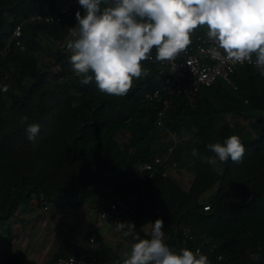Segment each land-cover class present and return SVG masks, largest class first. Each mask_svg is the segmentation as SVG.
I'll return each instance as SVG.
<instances>
[{
	"label": "trees",
	"instance_id": "obj_1",
	"mask_svg": "<svg viewBox=\"0 0 264 264\" xmlns=\"http://www.w3.org/2000/svg\"><path fill=\"white\" fill-rule=\"evenodd\" d=\"M68 1L0 0V86H9L0 90V226L20 205L31 206V199L43 207L71 199L96 204L108 195L129 205L127 215L142 239L150 238L145 227L161 218L165 243L173 251L195 247L182 235L188 228L203 237L211 264H264V76L253 64L241 66L232 75L235 87L218 80L201 88L193 102L173 98L159 125L162 103L145 100L157 85L156 63L142 62L148 75L134 79L126 96L101 93L94 82H80L69 63L70 50L62 47L83 8L72 4L71 15L61 21L30 20L54 14ZM20 23L26 51L11 41ZM204 31L194 30L192 43ZM240 116L249 123L239 122ZM29 124L40 126L35 146L27 139ZM231 135L245 146L234 170L244 174L224 185L233 162L217 170L205 162L213 155L206 145ZM170 148L178 168L181 160L190 167L188 183L171 172V158L167 176L160 172L143 180L142 166ZM12 167L16 180L4 186L1 180ZM208 204L211 210L204 211ZM106 206L93 208L99 213ZM80 249L65 242L57 258ZM96 253L102 262L97 237ZM1 264L33 263L16 258Z\"/></svg>",
	"mask_w": 264,
	"mask_h": 264
},
{
	"label": "clouds",
	"instance_id": "obj_2",
	"mask_svg": "<svg viewBox=\"0 0 264 264\" xmlns=\"http://www.w3.org/2000/svg\"><path fill=\"white\" fill-rule=\"evenodd\" d=\"M74 39L66 47L69 63L82 84L95 83L110 96H126L133 80L147 76L143 61L173 63L192 43L191 34L206 27L211 47L208 54L221 63L253 64L264 76V0H78ZM105 5L103 8L101 5ZM253 57L255 61L253 63ZM8 85L0 86L3 92ZM22 116L20 122L26 123ZM27 139L35 146L38 124H29ZM213 155L205 162H242L245 146L237 135L223 143L206 145ZM192 155L199 156L193 148ZM164 221L151 223L150 238L142 239L133 222L117 221L115 231L131 237L130 250L121 253L122 264H210L200 252L182 248L173 251L164 240Z\"/></svg>",
	"mask_w": 264,
	"mask_h": 264
},
{
	"label": "built area",
	"instance_id": "obj_3",
	"mask_svg": "<svg viewBox=\"0 0 264 264\" xmlns=\"http://www.w3.org/2000/svg\"><path fill=\"white\" fill-rule=\"evenodd\" d=\"M73 2L69 0L54 14L37 15L32 17V21L54 22L61 21L64 16L71 15V6ZM11 41L19 46L22 51H26L25 41L23 39V23L17 25L13 31ZM10 41V42H11ZM211 43L207 39V29L198 38V40L181 53L173 63L157 62L155 56L153 61L157 65V85L147 93L146 103L152 104L159 101L162 103V109L159 112L158 124L162 125V117L169 109L173 98L185 97L191 102L194 101L196 95L203 87H209L218 80H224L231 86L235 87L232 81V75L241 66L249 64L243 63H221L219 60L212 58L207 49L211 47ZM255 57H253V63ZM173 148L165 154L159 155L151 163H146L142 166L143 180H150L157 176L160 172L163 176L169 174V169L166 167L171 158ZM129 205L119 199L110 202L107 206L100 210L98 214L99 222H110L116 228L117 220L121 222H130V216L127 215ZM210 204L204 206V211H210ZM182 235L185 239L193 240L195 247L193 251L199 249L200 252L206 255L212 263V259L204 253V242L202 236L193 234L188 228L182 229ZM220 259V258H219ZM48 264H102L96 253V234L89 236L87 242L81 247L77 254L67 257L57 258Z\"/></svg>",
	"mask_w": 264,
	"mask_h": 264
},
{
	"label": "crops",
	"instance_id": "obj_4",
	"mask_svg": "<svg viewBox=\"0 0 264 264\" xmlns=\"http://www.w3.org/2000/svg\"><path fill=\"white\" fill-rule=\"evenodd\" d=\"M71 1L75 7L82 8L78 0ZM202 28L206 29V27ZM240 117H238L239 122H241ZM186 139L189 141L193 140L192 135H188ZM179 157L181 158L182 154L179 155ZM177 158V155H172L170 170L176 175L179 181L186 184L188 183L187 181L191 169L188 166H183V160H181V165L178 168ZM214 167L221 171L223 169V163L218 161ZM105 196L102 195L100 197L103 198ZM30 202L32 203L31 206L20 205L14 216L5 224V229H3L2 232H4L6 236L3 239L4 251L3 256L0 258V264L4 260L16 258L28 260L33 264H48L57 259V254L63 243L68 242L76 248H81L92 234H96L97 247L101 254L102 264H122L121 253L130 250L132 242L128 237L123 236V233L116 232L114 224L110 222L100 223L98 216L95 220L90 219L89 222H85V224L83 226L80 225V227L78 226V221L74 223L71 218L69 222L64 220V223L61 220L55 222V219L60 218L59 214L68 211H75V214L84 217V212L90 211L92 208V200L82 202V208H80V210L83 212H79L77 208H72L73 206H70L71 204L68 201H57L58 205L53 210H51L50 205L43 206L46 211L51 210V219H53L54 222H51L52 227L49 228L48 231H43L44 228L41 229L37 227L34 232L26 226L29 220L25 217L24 213L27 211L35 212L40 207L37 206L35 199H31ZM62 225L64 228H61ZM85 229L90 230L87 236L83 233ZM145 230L150 233L151 224L147 225ZM115 254L118 256H115Z\"/></svg>",
	"mask_w": 264,
	"mask_h": 264
},
{
	"label": "rangeland",
	"instance_id": "obj_5",
	"mask_svg": "<svg viewBox=\"0 0 264 264\" xmlns=\"http://www.w3.org/2000/svg\"><path fill=\"white\" fill-rule=\"evenodd\" d=\"M72 39H74V37H72V35L70 34L69 39L67 40V42L62 47L67 49L66 45H67L68 41L72 40ZM240 121L244 124H248V117L242 116V117H240ZM180 141L181 140H178L179 143H181ZM237 164H239V163H233V169L228 173L227 176H229V177H227V179L225 180L224 185H227L233 178H234V180H239L242 177V175L244 174L242 171H239V172L234 171L236 169ZM16 177H17V172L12 167L5 173L4 177L1 180V183L4 186L9 184L11 187L13 185V183L15 182ZM0 190H1V188H0ZM116 200L117 199L110 198V196L107 195L103 198H100L96 204H92L93 206L91 205L92 208L90 209V211L84 212L85 213L84 217L78 216V214H75V211H71V212L68 211V212L59 214L60 218L55 219V222L59 221V220H61L62 222H63V220L66 222H69V220L71 218L74 223L78 221L79 227H80V225L83 226L85 224V222H89L90 219L95 220L96 217L98 216L99 213L97 212V210L95 208H93L94 206L97 207L98 205L103 204L104 202L106 204H108V203L116 201ZM68 202L71 204L70 206H73L72 208H77V209H79L78 210L79 212H83L80 210V208H82L81 200L71 199ZM57 205H58L57 202L54 204H50L51 210H53ZM27 208H29V207H27ZM51 210L46 211L43 207H40L35 212L34 211L25 212L24 215L29 220L28 224L26 225L28 227V229H30L32 232H34L38 227L41 229L44 228L43 231L44 230L48 231L49 228L52 227L51 222L52 221L54 222V220L51 219V217H52L50 214ZM61 228H64V226L62 225ZM2 229H5V223L2 226H0V258L3 256V251H4L3 239L6 236L4 234V232H2L3 231ZM83 231H84L83 233L85 234V236H87L90 232L89 229H85ZM18 255H23V254H18Z\"/></svg>",
	"mask_w": 264,
	"mask_h": 264
},
{
	"label": "water",
	"instance_id": "obj_6",
	"mask_svg": "<svg viewBox=\"0 0 264 264\" xmlns=\"http://www.w3.org/2000/svg\"><path fill=\"white\" fill-rule=\"evenodd\" d=\"M178 225H179V224H177L176 229H178Z\"/></svg>",
	"mask_w": 264,
	"mask_h": 264
}]
</instances>
